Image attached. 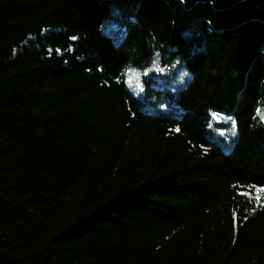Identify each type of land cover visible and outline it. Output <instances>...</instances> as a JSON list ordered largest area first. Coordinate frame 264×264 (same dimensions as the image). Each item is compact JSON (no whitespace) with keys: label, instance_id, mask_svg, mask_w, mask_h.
<instances>
[{"label":"trees","instance_id":"16d2710c","mask_svg":"<svg viewBox=\"0 0 264 264\" xmlns=\"http://www.w3.org/2000/svg\"><path fill=\"white\" fill-rule=\"evenodd\" d=\"M256 189L264 0H0V264H264Z\"/></svg>","mask_w":264,"mask_h":264},{"label":"rangeland","instance_id":"374dc122","mask_svg":"<svg viewBox=\"0 0 264 264\" xmlns=\"http://www.w3.org/2000/svg\"><path fill=\"white\" fill-rule=\"evenodd\" d=\"M122 36H123V34H117V35L112 36V38L118 42L121 40ZM17 53H21V50L18 49L16 54ZM130 73H131V75L134 74V72L132 70H130ZM156 77L161 78V75H156ZM127 87L132 93H134L136 95L139 94V82L137 80L134 79L132 84L128 83ZM261 116H262V112H261ZM224 150H226V147H224ZM257 190L258 189L254 190L253 192L251 190V192H248L247 194H249L248 196L255 201L256 205L259 208L261 206H264V191L263 190L257 191Z\"/></svg>","mask_w":264,"mask_h":264},{"label":"snow or ice","instance_id":"6c2138e0","mask_svg":"<svg viewBox=\"0 0 264 264\" xmlns=\"http://www.w3.org/2000/svg\"><path fill=\"white\" fill-rule=\"evenodd\" d=\"M157 70L158 71H163V69H160V68H157ZM145 75H147V73H145ZM136 77H137V79H139V74L138 73L136 74ZM129 83H131V80H129ZM232 126H233V128H235V122H233V125ZM257 191H259V189Z\"/></svg>","mask_w":264,"mask_h":264},{"label":"clouds","instance_id":"9594fccd","mask_svg":"<svg viewBox=\"0 0 264 264\" xmlns=\"http://www.w3.org/2000/svg\"><path fill=\"white\" fill-rule=\"evenodd\" d=\"M188 74H189L188 72H185V73H183V74L180 76L179 80H180L181 83H183V81H184V77H185L186 75H188Z\"/></svg>","mask_w":264,"mask_h":264},{"label":"bare ground","instance_id":"6f19581e","mask_svg":"<svg viewBox=\"0 0 264 264\" xmlns=\"http://www.w3.org/2000/svg\"><path fill=\"white\" fill-rule=\"evenodd\" d=\"M253 211V210H252Z\"/></svg>","mask_w":264,"mask_h":264}]
</instances>
